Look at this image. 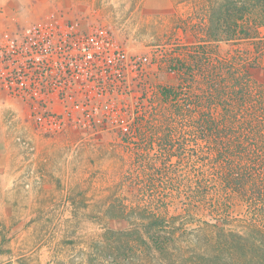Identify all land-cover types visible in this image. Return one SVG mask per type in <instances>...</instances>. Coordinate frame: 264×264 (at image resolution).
Wrapping results in <instances>:
<instances>
[{"label":"rangeland","instance_id":"374dc122","mask_svg":"<svg viewBox=\"0 0 264 264\" xmlns=\"http://www.w3.org/2000/svg\"><path fill=\"white\" fill-rule=\"evenodd\" d=\"M135 1L119 4V0H80L75 11L48 19L46 24L57 32V52L46 53V58L51 69L57 61L59 70L48 71L45 78L49 84L58 80L59 87L45 95L47 109L40 97L26 98L15 93L8 80H0V119L7 136L20 149L25 177H37L33 169L28 170L35 164L38 150L43 151L37 141L57 140L64 152L58 158L60 166L71 173L69 185L74 186L69 195L67 192L68 199L82 202L75 216L77 206L71 211V206L63 205L67 197L62 196L60 206L50 209L49 214L58 218L51 221V228L27 231L25 241L30 251H0V264L21 255L20 262L6 264H47L50 255L40 249L31 251L41 243L37 236L50 230L59 248L65 238L88 242L99 238L105 228L126 229V221L111 217L119 216L123 208L142 207L169 216L186 214L184 187L200 183L206 188L202 190L205 196L214 172L212 154L206 152L199 123L203 116L217 119L221 113L215 101L208 98V68L219 61H230L248 73L250 80L264 82V57L257 55L253 41L208 45L210 64L206 65L199 50L192 47L189 53V46L200 41V18L209 0H172V8L163 14L143 13L139 0ZM21 3L0 0L4 21L3 26L0 24V43L7 34L15 37L36 24L24 21ZM10 16L16 25H10ZM102 29L112 39L111 51L88 59L79 40ZM261 34L264 36V29ZM177 45L188 46L179 48L180 57L186 60L190 54L188 65L193 70L164 65L177 52ZM117 49L125 52V60L116 58ZM11 55L16 60L14 65L24 62L18 52ZM16 82L15 86L21 83ZM164 88L178 91L179 99L174 102L161 97ZM11 102L20 110L5 107ZM44 110L63 120L61 130L48 133L38 123L34 112ZM24 188L29 190L31 186L26 183ZM176 188L183 191L172 193ZM216 198L214 203L209 200L193 209L196 219L187 228L197 227L198 220L222 225L224 219L229 220V226H241L248 215V204L236 193ZM7 210L2 215L9 216ZM2 247L0 250L9 248ZM68 256L66 253L63 258Z\"/></svg>","mask_w":264,"mask_h":264},{"label":"trees","instance_id":"16d2710c","mask_svg":"<svg viewBox=\"0 0 264 264\" xmlns=\"http://www.w3.org/2000/svg\"><path fill=\"white\" fill-rule=\"evenodd\" d=\"M189 1L194 0L184 2ZM203 11L200 41L188 51L191 54L192 47L199 50L204 65L210 64L208 45L222 42L253 41L257 55L264 57V0H209ZM180 47L188 46L177 45V52L164 65L192 69L190 54L186 60L181 58ZM208 70V98L221 113L217 119L208 115L199 120L202 142L212 154L214 167L205 196L202 190L206 188L200 183L184 187V215L123 208L119 216L111 217L126 221V229L105 228L99 238L88 242L65 238L47 264H264V82L250 80L248 73L230 61H219ZM160 94L174 102L180 96L165 88ZM182 191L176 188L171 192ZM229 193L238 194L248 204L241 226H229V220L224 219L222 225L198 220L197 227L187 228L196 219L193 209L209 200L214 203L218 196L229 197ZM72 204L77 206V216L81 205L75 200ZM63 253L69 254L68 258L64 259Z\"/></svg>","mask_w":264,"mask_h":264},{"label":"crops","instance_id":"0c3cea01","mask_svg":"<svg viewBox=\"0 0 264 264\" xmlns=\"http://www.w3.org/2000/svg\"><path fill=\"white\" fill-rule=\"evenodd\" d=\"M124 2L136 3L135 0H119V4ZM79 4L80 0H22L20 9H22L24 21L28 24L42 25L48 23V19L53 18L58 13L75 11ZM139 5H142L143 13L163 14L172 8V0H139ZM15 10L12 12L16 13ZM2 17L3 15L0 14L1 26L4 22L1 20ZM9 20L10 25H16L11 16ZM4 105L17 111L20 110L19 105L15 102ZM37 145L41 149L43 147V151L38 150L35 164L28 168L29 172L33 169L37 177L27 179L24 173L26 168H24L25 170L22 169L20 149L7 136L6 127L0 119V247H9L6 250H0L1 252L30 251L25 241L28 235L27 231L51 228V221L58 220V218L49 214L51 213L50 209H56L60 206L62 196L67 197L63 205L71 206V211H73V201L67 196V192L69 195V190L72 187L69 185L71 173L66 168H61L58 160L64 153L61 151L60 142L57 140L46 142L38 140ZM26 183L31 186L29 190L24 188ZM7 208V213L10 212V215H2ZM15 212L22 215H15ZM47 233L37 236V239L40 238L38 242L41 241V243L31 252L39 249L46 252L50 255L47 263H50L61 245L57 248L56 242H53L55 236L52 231ZM21 257L23 255L16 258L11 256V259L4 264L16 260L18 263Z\"/></svg>","mask_w":264,"mask_h":264},{"label":"built area","instance_id":"2783aa9c","mask_svg":"<svg viewBox=\"0 0 264 264\" xmlns=\"http://www.w3.org/2000/svg\"><path fill=\"white\" fill-rule=\"evenodd\" d=\"M56 34L54 28L48 24H35L26 27L15 37L7 34L6 40L0 43V80H8L12 90L26 98L37 99L40 97L44 109H47V104L44 101L45 95L59 87L58 80L49 84L45 78L48 71L59 70L57 61H55L54 69H51V64L46 58V53L57 52V48L54 46ZM79 43L84 46L88 59L103 56L106 52L111 51L113 45L111 37L103 29L83 37ZM11 52H18L23 56L24 62L22 64L16 62L14 65L16 60L13 59ZM114 55L120 61L126 59L123 50H114ZM16 81H21V83L15 86ZM34 114L38 123L44 126L48 133L57 132L63 127V120L49 111L44 110L43 113L34 112ZM125 130H129V128Z\"/></svg>","mask_w":264,"mask_h":264}]
</instances>
